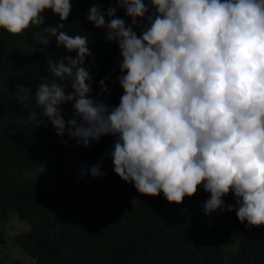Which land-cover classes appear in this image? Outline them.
I'll return each mask as SVG.
<instances>
[{"label": "clouds", "instance_id": "9594fccd", "mask_svg": "<svg viewBox=\"0 0 264 264\" xmlns=\"http://www.w3.org/2000/svg\"><path fill=\"white\" fill-rule=\"evenodd\" d=\"M115 4L106 10L94 4L86 16L105 30L106 42L118 45L123 94L109 106L90 95L87 36L62 30L70 0H0V29L17 36L31 25L41 29L32 33L34 45L55 38L58 49L74 54L47 59L51 76L35 92L40 114L57 136L67 126L68 138L85 147L113 136V171L138 193L163 194L179 205L202 187L210 194L206 216L235 210L246 229L264 226V0ZM117 9L131 22L116 17ZM49 10L60 23L42 27ZM99 87L97 95H106L104 79ZM68 102L74 114L65 120L59 106ZM87 171L107 174L100 163ZM229 193L234 203L225 206Z\"/></svg>", "mask_w": 264, "mask_h": 264}, {"label": "trees", "instance_id": "16d2710c", "mask_svg": "<svg viewBox=\"0 0 264 264\" xmlns=\"http://www.w3.org/2000/svg\"><path fill=\"white\" fill-rule=\"evenodd\" d=\"M70 2L72 9L62 30L88 38L92 56L85 66L93 75L90 95L117 106L123 94L116 81L121 74L118 45L106 42L105 30L86 19L94 4L106 10L116 7L115 0ZM45 15L42 27L60 23L50 10ZM116 17L131 22L123 9H117ZM40 30L30 25L12 36L0 29V113L17 103L20 84L27 87L30 107L36 106L35 92L43 78L51 76L47 59L74 55L58 49L55 38L49 45H34L32 33ZM135 30L139 34L140 28ZM101 79L108 88L106 95H97ZM59 107L65 120L72 118V102ZM41 111L13 130L0 132V248L6 243L2 226L14 212L29 228L15 234L12 242L34 259L32 263L0 259V264H264V226L246 229L235 210L218 209L206 216L202 209L210 194L202 187L179 205L167 202L163 194L138 193L113 171L109 151L113 136L85 147L68 138L67 126L65 134L57 136ZM66 155H87L92 162L107 163L109 171L92 177L87 171L91 166L66 169ZM43 165L42 171L23 177ZM224 201L225 206L233 204L234 196L229 193Z\"/></svg>", "mask_w": 264, "mask_h": 264}, {"label": "rangeland", "instance_id": "374dc122", "mask_svg": "<svg viewBox=\"0 0 264 264\" xmlns=\"http://www.w3.org/2000/svg\"><path fill=\"white\" fill-rule=\"evenodd\" d=\"M16 96L17 103L4 109L0 113V132L11 131L14 128L20 126L25 120H28L36 110L40 109L37 105L30 107L28 104L26 86L21 84L17 85ZM96 164L97 162L90 161L87 155H66L64 160V167L66 169L82 166H93ZM100 165L101 171H109V166L107 163H100ZM43 169L44 165L28 170L23 174V177L33 176ZM28 228V222L18 219L14 212H10L4 225L2 226L6 243L0 248V259L4 260L5 262L11 259H19L26 263H32L34 261L32 257L27 255L21 249V247L12 242L15 234L26 231ZM230 249L234 250L235 246H231Z\"/></svg>", "mask_w": 264, "mask_h": 264}]
</instances>
